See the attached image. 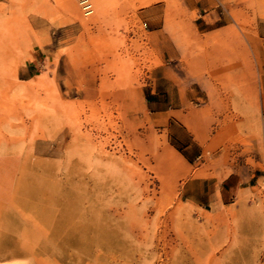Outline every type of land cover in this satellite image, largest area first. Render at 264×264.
Returning a JSON list of instances; mask_svg holds the SVG:
<instances>
[{"label":"rangeland","instance_id":"374dc122","mask_svg":"<svg viewBox=\"0 0 264 264\" xmlns=\"http://www.w3.org/2000/svg\"><path fill=\"white\" fill-rule=\"evenodd\" d=\"M205 2L224 11L217 35H199L182 0H0V264H264V0ZM156 27L207 77L208 99L176 116L204 145L195 161L146 106L162 76ZM239 139L257 155L250 185L211 211L183 203L184 182Z\"/></svg>","mask_w":264,"mask_h":264},{"label":"crops","instance_id":"0c3cea01","mask_svg":"<svg viewBox=\"0 0 264 264\" xmlns=\"http://www.w3.org/2000/svg\"><path fill=\"white\" fill-rule=\"evenodd\" d=\"M203 2L202 0H182V9L188 13L197 11L198 15L193 26L199 35H217L227 27L225 23H221L220 15H223L224 11L220 13L217 11L206 12V9H202L206 4ZM201 10L205 13H201ZM146 12L143 11L140 14L144 15ZM262 30L261 23H258L257 36L259 39H261L260 36H264ZM159 31L160 29L157 27L148 30V33L156 37L158 41L156 50L161 64L159 71L162 76L157 81H152L149 85V91L146 90V106L151 115L159 119L162 126L166 127L170 134L180 130L188 138L183 149L187 151L193 147L196 153L191 154V160L195 161L202 158L204 145L196 140L195 135L176 116L183 113L182 109L187 100L208 99L207 77L205 74L189 75L187 70L183 68V50L177 47L169 37L163 38ZM215 72L216 76H222L226 69L219 68ZM162 77H166V80ZM179 80L188 82L183 93L180 91ZM235 123L236 120L230 124L231 129H235ZM175 139L177 140V138ZM230 146L224 165L220 164L210 169L208 176L190 177L184 182L181 188V201L183 203L204 211H211L219 205L225 206L236 199V195L244 183L250 185V181L255 177L257 171V155L244 151L249 146L255 147L248 139L236 140ZM214 155L216 159L220 160L223 153L218 150ZM194 170H202V167H196ZM227 170L229 173L218 181V178H221Z\"/></svg>","mask_w":264,"mask_h":264},{"label":"bare ground","instance_id":"6f19581e","mask_svg":"<svg viewBox=\"0 0 264 264\" xmlns=\"http://www.w3.org/2000/svg\"><path fill=\"white\" fill-rule=\"evenodd\" d=\"M71 6V5H69ZM5 28H6V25H5V15H4V9L2 7H0V74L2 73V67H3V57H2V42H3V38L6 34L7 31H5ZM1 76V75H0ZM13 77H15V79L19 82H22L21 80H19L18 78H16V73L13 74ZM22 86L18 84H15L14 88H13V92L14 94H20L22 92ZM76 125V124H75ZM74 125V127H75ZM77 129V127H75V130ZM99 175V174H98ZM4 190L3 188L0 186V199H4ZM16 207H19V205H16ZM8 219L10 218V215L7 214L5 219ZM24 239H23V249H25V251L29 254V256L34 260V262H40L38 261V259L35 257V244H31L30 243V233L28 235V233L24 232ZM32 236V235H31ZM33 238V237H32ZM9 242V239L6 237H4L1 232H0V252L6 250V247H7V243ZM21 244V242H20ZM47 241L46 243H43L42 244V249H46L47 248ZM14 251L12 252L13 255H16L18 254L19 252H22L21 249L22 247L20 245H17V247L15 246L14 247Z\"/></svg>","mask_w":264,"mask_h":264}]
</instances>
